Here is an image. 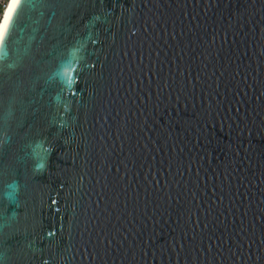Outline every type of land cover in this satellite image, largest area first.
<instances>
[{
    "label": "water",
    "instance_id": "obj_1",
    "mask_svg": "<svg viewBox=\"0 0 264 264\" xmlns=\"http://www.w3.org/2000/svg\"><path fill=\"white\" fill-rule=\"evenodd\" d=\"M0 264H264V0H21Z\"/></svg>",
    "mask_w": 264,
    "mask_h": 264
},
{
    "label": "snow or ice",
    "instance_id": "obj_2",
    "mask_svg": "<svg viewBox=\"0 0 264 264\" xmlns=\"http://www.w3.org/2000/svg\"><path fill=\"white\" fill-rule=\"evenodd\" d=\"M21 0H14L11 8H8L7 15L4 17L3 23L0 24V42H2L5 38L6 33L9 31L10 26L13 21V14L18 8Z\"/></svg>",
    "mask_w": 264,
    "mask_h": 264
},
{
    "label": "built area",
    "instance_id": "obj_3",
    "mask_svg": "<svg viewBox=\"0 0 264 264\" xmlns=\"http://www.w3.org/2000/svg\"><path fill=\"white\" fill-rule=\"evenodd\" d=\"M10 3V0H0V24L3 21L5 11Z\"/></svg>",
    "mask_w": 264,
    "mask_h": 264
},
{
    "label": "bare ground",
    "instance_id": "obj_4",
    "mask_svg": "<svg viewBox=\"0 0 264 264\" xmlns=\"http://www.w3.org/2000/svg\"><path fill=\"white\" fill-rule=\"evenodd\" d=\"M13 3H14V0H10V3H9V5H8L6 11H5L4 17L7 15L8 8L10 9ZM4 17H3V20H4ZM2 23H3V21H2ZM2 23H1V24H2ZM1 43H2V42H0V45H1Z\"/></svg>",
    "mask_w": 264,
    "mask_h": 264
}]
</instances>
